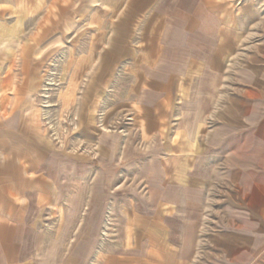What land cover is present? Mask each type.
<instances>
[{
    "label": "rangeland",
    "instance_id": "1",
    "mask_svg": "<svg viewBox=\"0 0 264 264\" xmlns=\"http://www.w3.org/2000/svg\"><path fill=\"white\" fill-rule=\"evenodd\" d=\"M131 1L0 0V112L7 116L13 113L11 126L30 136L32 146L42 147V154L39 148L33 149V160L40 161L58 181L59 203L42 209L38 223L44 228L46 242L42 256L48 264H180L179 259H184L181 264H222L216 249L220 233L226 229L222 216L227 208L241 209L230 202H218L219 197H210L207 190L218 191L221 181L224 188L228 185L232 189L231 173L240 174L246 165L258 175L259 163L264 164V136L256 134L261 141L255 145L254 159L250 158L252 146L240 151L250 158L246 163L227 159L231 151L223 149L221 135L214 137L212 145L207 144L209 135L221 125L217 114L224 101L205 99L206 110H202L200 128L192 139L194 147L198 144L203 149L200 155L193 152L190 159L182 153H167V149H152L151 144L144 145L135 138L129 146L133 154L127 157L120 151L119 142L106 135L104 140H112V147L117 149L111 162L101 157L91 163L75 160L78 150L84 154V146L96 149L103 133L119 129L136 134L131 111L122 106L128 91L139 84L143 65L154 64L166 48L160 40L166 33L164 15L169 13L172 0H153L164 10L157 12L149 4L125 22ZM255 2L258 25L251 22L233 30L240 38L253 39L237 43L236 51L247 50L231 70L264 68V25H259V19H264V3ZM228 29L231 34L232 28H224L226 33ZM109 54H122L123 58L107 67L104 58ZM193 83H199L197 76L193 75ZM228 95L235 97L234 89ZM197 101L188 99L187 107L181 109L184 113H179L180 120L193 116ZM118 116L126 117L121 124L115 122ZM78 119L79 128L88 124L95 128L88 144L77 137ZM244 131L239 128V135ZM258 132L264 133V129ZM134 148L146 153L136 155ZM206 156L211 158L205 160ZM184 158L191 164L193 177L202 170V195L191 194V199H202L199 203L183 202L177 171L170 178L177 184L168 194L162 185V179L164 182L168 177L153 170L169 160L180 165ZM209 169L216 170V177ZM162 196L176 201H158ZM56 207L67 216L58 219ZM71 211L73 216L68 215ZM127 226L131 230L129 250L123 246ZM191 240L193 249L183 250L185 244L191 247Z\"/></svg>",
    "mask_w": 264,
    "mask_h": 264
},
{
    "label": "crops",
    "instance_id": "2",
    "mask_svg": "<svg viewBox=\"0 0 264 264\" xmlns=\"http://www.w3.org/2000/svg\"><path fill=\"white\" fill-rule=\"evenodd\" d=\"M42 1L45 0H39L40 3ZM149 4H153L157 12L164 10L153 0L151 3L149 0H132L124 21L137 16L138 11L145 10ZM255 4V0H172L168 6L169 13L164 15L167 16L166 33L160 40L166 48L160 52L154 64L143 65L139 84L128 91L127 100L122 106L123 110L129 108L131 111L130 122L137 128L136 134L119 129L111 134L103 133V141H98L96 149H92L93 145L84 146V154L81 155L78 150L74 154L75 160L83 159L91 163L101 157L100 160L111 162L113 150L117 149L112 147V140H104L106 135H109L108 139L114 138L119 142L120 151L127 157L133 154L130 150L132 138L144 145L151 144L152 149H167L165 152L170 154L182 153L185 158L190 159L193 152L200 155L203 148L198 144L194 147L192 139L196 138V131L200 128L206 98L224 101L219 103L223 107L217 114L221 125L209 135L207 144L212 145L214 137L221 135L223 149L231 151V155L227 154L228 160L235 158L237 161L238 158L240 162L246 163L248 159H254L255 145L261 141L256 134L264 136V133L258 132L264 129V68L231 69H234L235 60L243 57V51L247 50L236 51L237 43H249L253 39L240 38L233 30L238 26H250L251 22L252 25H258L255 23ZM259 21V25H264V19ZM224 28H232L231 34L229 29L226 33ZM122 58V54H109L104 59L107 67H110L113 61ZM252 67L255 68V64ZM193 75L197 76L199 83H193ZM233 89L236 96L230 97L228 92ZM203 91L205 95L200 93ZM193 98L198 100L196 111L193 116L180 120L181 109L186 108L188 99ZM199 103L201 105L198 106ZM14 116L11 112L8 116L0 112V264H48L42 256L46 245L44 228L38 223L42 209L48 208L50 203H59L58 181L49 176L40 161L33 160V149L37 151L39 148L38 152L42 154V147L36 144L32 146L30 136L21 134L17 127L11 126ZM191 117L194 119L191 120ZM124 118L118 116L115 122L121 124ZM79 124L78 119L76 126ZM79 127L78 135L75 134L88 144L94 126L88 124L85 128ZM239 128L245 130L241 135ZM248 146L254 150L250 158L240 154ZM134 151L136 155L146 153L139 148H134ZM208 158L211 157L206 156L205 160ZM177 164L169 160L158 163L159 169L153 170L162 171L163 176L168 177L164 182L162 179L168 194L169 188L177 184L170 182L177 171L180 181L177 185L185 196L183 202H201L202 199H191V194L202 195V170L197 172L200 166H195L193 171L198 175L193 177L190 163L187 164L185 160ZM245 167L248 169L245 168L240 174L235 171L229 175L232 189L228 185L224 188L221 181L218 191L212 188L207 190L210 197H219L218 202H230L241 209L229 211L230 208H227L222 216V226L226 229L220 233L216 243L222 264H264V164L259 163L258 175L248 166ZM212 171L209 169L208 172ZM213 173L216 177V170ZM223 197L227 199L224 201ZM158 201L173 203L176 200L162 196ZM210 203H213V199H210ZM54 211L58 219L67 216L61 208L56 207ZM73 213L71 211L68 215L73 216ZM223 222L226 224L223 225ZM190 229L189 235L192 236L191 225ZM192 245L191 240V247L185 244L183 250H192ZM123 246L126 250L131 246V230L128 226L124 229ZM182 260L178 262L183 263Z\"/></svg>",
    "mask_w": 264,
    "mask_h": 264
}]
</instances>
